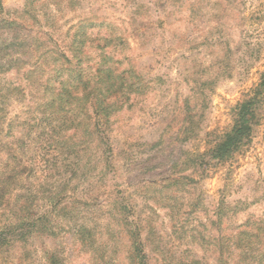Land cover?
<instances>
[{"label": "rangeland", "instance_id": "rangeland-1", "mask_svg": "<svg viewBox=\"0 0 264 264\" xmlns=\"http://www.w3.org/2000/svg\"><path fill=\"white\" fill-rule=\"evenodd\" d=\"M113 50L136 85L97 83L117 99L100 139L57 93ZM263 71L264 0H0V226L21 208L43 223L0 264H264V125L200 166Z\"/></svg>", "mask_w": 264, "mask_h": 264}, {"label": "trees", "instance_id": "trees-1", "mask_svg": "<svg viewBox=\"0 0 264 264\" xmlns=\"http://www.w3.org/2000/svg\"><path fill=\"white\" fill-rule=\"evenodd\" d=\"M104 40L109 45L115 44L116 41H118L119 44L124 42L115 35L112 38V34ZM57 50L61 52V57L67 61H71V54H69L72 50L71 48H58ZM73 50L80 56L85 53L81 47H76ZM114 52L113 50L111 53H108V55L105 54V52L100 54L102 59H99L100 68L96 71L95 79L88 77L84 70L78 69L80 65L77 66L76 70L72 71L74 77H71V74L67 76L65 83L71 82V86L84 83L86 88L81 95H78L76 91H60L57 93L61 99L59 105H62L61 108L66 113H72L74 116V112H80L81 114L84 113L87 108V115L89 118H93L94 127L97 128L98 132L100 131V139L105 133V129L98 120V117L104 114V117L108 118L109 114L106 113L105 108H112L116 104L115 101H117V99L113 104L108 103L110 96H101V94L97 93L99 90L97 83L100 82L103 85L108 84L110 87L115 88V91H117V89L122 90L123 88L132 89L136 85V82H131L130 74H128L126 70L121 71L119 69L122 60L121 62L113 59L110 61L111 57L109 56L114 54ZM74 59H77V57H74ZM93 80H95V82L92 84ZM90 87L92 89H90ZM131 91H133V89ZM124 97L127 102H131V100L134 102L133 100H136L132 99V96L128 97L124 95ZM262 125H264V71L261 73L260 82L257 86L248 91L233 107L231 127L217 136L207 156L204 155L205 159L200 162V166L205 167L212 165L213 167H221L226 165L236 153L242 152L252 143L258 129ZM68 128L69 127L66 129ZM6 186L7 184L1 181L0 178V208L3 206H10L11 197L8 191H6ZM18 212L21 216L16 213V215H13L12 219H8L9 221L7 224L0 226V257L4 251L8 252L12 248L11 242H17L18 240L19 242L27 243L28 238H26V233L30 235L34 231L41 233L43 230V223L39 222L41 224L38 225L34 214H31L24 208H21V210L19 209ZM23 232L25 237H20ZM134 254L139 263L143 262V257L137 247H135ZM49 259L53 261L54 257L51 256Z\"/></svg>", "mask_w": 264, "mask_h": 264}]
</instances>
